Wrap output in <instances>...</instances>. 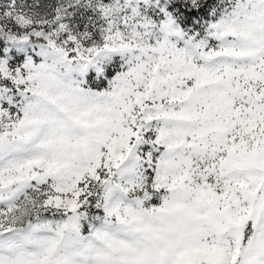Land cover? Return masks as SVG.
<instances>
[{
    "label": "snow or ice",
    "instance_id": "obj_1",
    "mask_svg": "<svg viewBox=\"0 0 264 264\" xmlns=\"http://www.w3.org/2000/svg\"><path fill=\"white\" fill-rule=\"evenodd\" d=\"M0 264H264V0H0Z\"/></svg>",
    "mask_w": 264,
    "mask_h": 264
}]
</instances>
